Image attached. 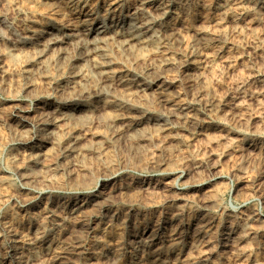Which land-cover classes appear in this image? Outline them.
<instances>
[{
  "label": "rangeland",
  "instance_id": "rangeland-1",
  "mask_svg": "<svg viewBox=\"0 0 264 264\" xmlns=\"http://www.w3.org/2000/svg\"><path fill=\"white\" fill-rule=\"evenodd\" d=\"M118 1L121 2V5H124V12L131 11L139 2V0ZM17 4L24 10L26 9L25 11L32 17H34V19L41 25L69 23L75 24L76 22L73 21L71 16L69 15L70 9L65 6H61L60 8L50 7L49 5L43 6V4H38L34 0H0L1 49L13 48L12 46H15V44L19 40L17 31L18 28L14 26L16 25V23H19L21 21V17L18 16L15 10H13L12 6H8ZM91 4H93L91 5L92 7H97L100 3L98 2V0H92ZM103 13V10L100 11V13L95 16V18L97 17V20L102 21V18L105 15V13ZM251 15H255L252 17V22L247 21V23H243L242 26L238 27L237 30H235L231 24L225 23L224 28L226 39L224 38L222 40L208 41L206 43V46H203L202 44H199V42H197V59L200 63L204 64V67L199 71V75L205 76V80L202 83L196 81V79L191 76L189 77L186 69L180 66H176L173 70L164 74L165 77L163 81L156 84L155 86L154 84H149V89L146 92H141V94H139L140 91H136L135 89L134 91L132 90L133 92L124 91V99L125 101L129 102V106L126 105V110L128 109L127 111H131L133 109L135 113L131 114L129 117L136 118V121L139 122H145L146 120L143 118L144 112H148L150 115H153L155 117L154 119H160L162 121V126H158L159 128L157 126H154L153 124H150L152 127L150 125L147 126L145 128V131L143 130V132L144 134L146 133V136L148 137L144 141H141L133 139V135L136 131L135 129H132L130 125L134 122L125 121L117 123L118 126L116 129H110L108 127L106 128V123L99 120L103 124L100 125V122L98 121L96 124L97 127L95 126L92 128L93 131L96 133H100L101 135H108V133L112 134L114 133V131L118 130L117 134L119 135L120 142H123L121 143L122 145H120L118 149L110 147L107 149L106 153L96 151L93 156H90L91 158H87L83 163V166H85L87 172L83 173L82 178H77V176L74 175L73 179V177L71 176L60 175L59 177L55 178V182L58 185L56 183H53L50 186H39L37 188H33L32 186H29L27 183H25L20 172L18 173L17 170L11 168V166H7L9 165V159L12 157V154H17L21 152V149L24 148L17 141H12L11 144L8 145L4 144L7 138H11L10 134H12L14 129L12 121H20V119L16 117L15 112L20 110L23 111L24 109H31L32 111H35L36 108L40 107V101L43 100L29 97L24 93H9L3 88L4 85L0 84V105H2L1 114H3L0 118V141H2L0 142V170L4 173L3 177H5L3 182L0 181V224L2 223V221H5L12 217L16 220L17 223H22L24 222V220L35 218L36 216L39 217L38 215H40L41 213L53 214L55 211L66 207L68 202H70L71 200L81 197V199H87L93 194L101 193V186L100 184L98 185L97 182L108 172V169L104 168L105 164H107V160L120 161L121 158H125L127 161V166L120 168V172H118L117 178L109 179L107 181V190L111 192L112 197L106 202L98 203L97 206L89 207L88 210L84 212L82 226L75 229L70 228L67 234L63 236L61 232H58L55 227L51 226V219L49 220L48 227L49 230H53L52 234L54 235V241L57 243L61 242V247L68 246V248L71 249V252H68L66 259L67 261H65V264H83L82 259H85L91 255L92 242L96 239L97 235L105 228V225L107 223L106 221L109 220L110 215H112L113 213V215L116 216V219L113 223L114 227L120 226L124 228V236L121 249H126L123 251L122 256L118 260L108 262L106 264L134 263V259L130 254L127 246L132 241L134 242V239L131 237V229H133L135 224L140 227L141 234L148 231H156L157 238L159 239L162 237V240H159H161V242L163 243L159 242L158 245L154 248V250H156L159 254H161L162 252L164 254H168L167 258L164 259L165 262L163 261L162 264H189V262H191L190 264H264V8L259 10H252ZM218 20L219 15L218 13H216L215 0H191L190 12L188 15H186V17L184 18V22L180 27H178V30L182 35L183 40L186 41V44H189L191 42H194V33H196V31H207L216 35V31L218 29L216 22ZM12 24H14V26H12ZM171 54L172 57H180L179 47H174ZM218 66L220 67L218 68ZM213 68L217 70L215 72H217L218 75L213 73ZM237 72H239V74ZM210 79H212V82ZM162 84L166 86L171 84L173 86V88L170 89L166 95L168 96L167 98L169 103L172 104V106L182 104L183 106L187 107L188 113L178 112L177 110H175L176 107L166 106V103L163 102L164 99L162 100V98H160L161 90H159V86H161ZM233 87L236 89H234ZM203 90H207L205 91V93H207L206 95L208 96L204 99L205 101H199L198 98L195 97V95L198 96V93ZM131 94H134L132 96L133 99L128 100L130 99ZM138 96L139 99L136 98ZM150 96L152 99L150 98ZM158 96L160 97L158 98ZM211 102L218 105L217 108L219 109L216 108L217 112L216 109H210L209 107H207V103L210 104ZM162 103L165 105L162 106ZM11 107L14 111L11 110ZM162 109H165L163 110L164 113ZM171 110H175L174 112L177 114L174 115L173 112L171 114ZM108 112L109 114L106 113V116L112 118L116 116V112ZM181 114L182 116L184 114L185 117H182ZM150 115H148V118ZM167 117L169 120L167 119ZM188 118L191 119V121ZM225 118H227V120ZM126 125L129 128H127ZM193 126L195 128H193ZM148 127L149 129H147ZM83 129L85 128L81 126L78 130L79 132L77 131V134L83 135L85 133ZM154 129L157 130L154 131ZM127 130L130 134L127 132ZM27 131H31V128H29V130ZM103 131H105V133H102ZM159 132L163 135H161ZM154 133L157 135L154 136ZM226 133L228 136L226 135ZM167 134L170 135L169 138H166ZM209 134L212 136H209ZM214 134H216V136L218 135L219 138L218 136H213ZM188 136L189 138H191L189 139ZM128 140L134 145V147H138L139 145L141 146L140 148H143L142 154L140 156L134 157V147H132L133 145L130 144ZM206 140H208V143ZM215 140L217 142H215ZM197 141H199L198 144ZM230 142H232V144L234 142V144L232 145ZM67 143V139H65V144ZM125 143H127L126 146ZM218 143L223 147L220 145L218 146ZM254 144H256V147L250 148V146ZM232 146L235 148H233ZM237 155L240 156V158L236 157ZM239 161L240 163H238ZM178 165L180 166V168ZM74 173L76 172L74 171ZM89 176L91 177V179ZM75 178L77 183L75 182ZM70 179L73 181L71 184ZM251 179H253V181ZM147 183H151L150 192H142L136 189L139 184L146 185ZM89 185L91 188L93 187L92 190L90 187H88ZM118 185L128 186L127 189L129 190L127 191L126 189L122 193L117 190L114 191V188ZM54 187L57 189H55ZM247 187L249 188L247 189ZM17 192L21 194L22 197L18 196L19 194H16ZM148 194L150 196H148ZM167 194H170L172 199ZM5 196L7 198V201H2ZM174 196L177 197L175 198ZM181 196L182 198H180ZM9 199H11L12 201ZM183 201H185L186 203ZM15 202L17 204H15ZM212 205H214L215 207ZM102 207L105 209V211H103V214H101ZM170 209L172 210L170 211ZM204 215L210 218L212 217L213 219H215L214 221L216 223L221 224L218 236H221L225 232H228L230 223L235 220V223L232 222L233 225L240 226V231L245 230L244 233H241L244 238L239 241V248L237 247L232 251L228 250L227 253H223L221 252V250L224 243H218L215 237L212 239L197 241L196 243H192V246L190 245L191 241H189V245H187V248L183 251H181V247H174L170 244V242H168L169 235L172 231L178 229L190 218H200ZM166 217H174L176 220L174 223L165 226L164 221ZM230 219L232 221H230ZM120 221H122V223ZM226 221H229L230 223ZM126 222L128 225L126 224ZM245 223L248 227H246ZM163 227L166 228V230H163ZM7 238V234L2 228H0V264H13L10 257L11 251L9 249V244L7 243ZM71 239H73V241ZM40 240H45V237L42 236ZM69 240H71L70 242H72V245L71 243H68ZM36 242V239L32 240V243L35 246L37 245L38 247V244H40L41 242ZM78 242L80 245L79 248L77 246ZM215 245L217 246L215 247ZM208 249L210 252L207 251ZM5 250L6 252H4ZM194 251L197 253H195ZM38 252V256L42 258L43 264H53V262L49 263V261H47L48 259H44L46 251H43V249H38ZM175 253H178L179 255ZM249 255L253 256L251 257ZM233 259L235 260L233 261ZM77 261L79 262L77 263ZM24 262V264H31L29 254H26Z\"/></svg>",
  "mask_w": 264,
  "mask_h": 264
},
{
  "label": "bare ground",
  "instance_id": "bare-ground-1",
  "mask_svg": "<svg viewBox=\"0 0 264 264\" xmlns=\"http://www.w3.org/2000/svg\"><path fill=\"white\" fill-rule=\"evenodd\" d=\"M34 1L38 4H43V6L49 5L50 7H57V8L58 7L60 8L61 6H65L68 9H70L69 15L71 16L72 20L76 22L75 24L69 23V24L41 25L38 23V21L34 19V17H32L29 13L25 11L26 9L24 10L23 8L18 6V4L8 5V6H12L13 10H15L18 16L21 17L20 19L21 21L19 23H16L15 26L14 24H12V26L18 28L17 31H18L19 40L17 41L15 46H12L11 44L13 48H5V49L0 48V84H3L4 85L3 88L9 93L12 94L24 93L29 97H34L37 98L38 100H43V101H40L41 103L40 107L36 108L35 111H32L31 109L25 110L24 109L25 106H24L23 111L20 110L15 112L16 117L19 118L20 121L18 122L16 120L12 121L13 122L12 125H14V129L12 134H10L11 138L9 139L6 137L7 140H5L4 144L8 145L11 144L12 141L14 142L17 141L24 148L21 149V152L17 154L13 153L10 159L8 156L9 165L7 166L9 167L11 166V168L17 170L18 173L20 172L25 183H27L29 186H32L33 188H37L39 186L41 187L50 186L51 184L56 183L55 178L59 177L60 175L71 176V177L76 175L77 178L79 177L82 178L83 173L87 172L85 166H83V163L87 158L93 156L96 153V151H101L106 153L108 148L113 147L115 149H118L119 146L122 145L121 143L123 142H120L119 135L117 134L118 130L114 131V133L112 134L108 133V135L107 134L101 135L100 133H96L93 131L92 128L95 126L97 127L96 124L99 120L101 122L106 123L107 125L106 128L108 127L110 129H116L118 126L117 123H121L125 121L134 122L132 124L130 123L131 124L130 127L132 129H135L136 131L135 134L133 135V139L144 141L148 136H146V133L144 134L143 130L145 131V128L150 124H153L154 126L157 127L160 125L162 126V121L158 118L154 119L155 117L153 115H150L148 112H144L143 118L146 120L145 122L144 121L139 122L136 121V118L129 117L131 114H135V113L133 109L131 111H127L128 109L126 110L127 108L126 105L129 106V102L125 101L124 99L123 96V94H125L124 91L129 92L132 90L134 91L135 89L136 91H140L139 94H141V92H146L149 89V84H154L155 86L156 84L160 83L161 81H163L165 77L164 74L173 70L176 66H180L186 69V71L189 74V77L191 76L195 78L196 81L202 83L205 80V76L199 75V71L201 70V68L204 67V64L200 63L197 59L198 58L197 42H199V44H202L203 46L204 45L206 46V43L208 41L224 39L226 36L225 28H224L225 23L231 24L234 27V29L237 30L238 27L242 26L243 23H247V21L252 22L253 20L252 17L255 16V15L253 16L251 15L252 10L254 9L259 10L264 8V0H215L216 13H218L219 15V20L216 22V25L218 26L217 27L218 29L216 31L217 34L214 35V33H209L207 31H196V33H194L195 34L194 42L186 44V41L183 40V37L178 30V27L182 25V23L184 22V18L190 12L191 0H139V2L134 7V9L128 12H124V5H121L120 4L121 2H119L118 0H98L100 4L97 7L91 6L93 5L91 4L92 0H34ZM102 10L104 11L105 15L103 16L102 21H99L97 20V17L95 18V16H97L98 13H100V11ZM174 47L177 48L179 47L180 57L178 58L172 57L171 53ZM219 67L220 66H218V68ZM215 71L217 70L213 68V73L218 75V73ZM237 73L239 74V72ZM210 80L212 82V79ZM159 87H158L159 90H161L160 92L161 97L158 96V98L160 97L162 98V100L164 99L163 102L166 103V106L176 107L175 110H177L178 112L188 113L187 107L183 106L182 104L181 105L177 104L175 106L174 105L172 106V104L169 103L167 98L168 96L166 95L169 92V90L173 88L171 84L168 86L162 84ZM205 91L203 90L199 92L198 96L195 95V97H197L199 101L200 100L205 101L204 99L207 98L208 96L206 95L207 93H205ZM133 95L134 94H131L130 99L128 100L133 99L132 97ZM136 98L139 99V96ZM164 105L165 104L162 103V106ZM207 105H208L207 107H209L210 109H216L218 106L216 103H212V102L210 104L207 103ZM1 110H2V105H0V118L3 115L1 114ZM11 110H13L12 107ZM163 110L165 109H162V111ZM175 110H171V114L172 112L174 113V115L177 114L174 112ZM108 111H111L113 113L116 112V116L113 118L106 116L107 115L106 113L109 114ZM126 114L128 115V117ZM148 115H150L149 118ZM182 117H185L184 114ZM225 119L227 120V118ZM189 120L191 121V119ZM101 122L100 125L103 124ZM81 126L85 128L83 129L85 132L83 135L77 134ZM29 128H31V131H27L29 130ZM193 128L195 127L193 126ZM147 129H149V127ZM156 130L154 129V131ZM102 133H105V131H103ZM210 134L209 136H212ZM155 135L157 134L154 133V136ZM213 136L217 137L218 135L216 136V134H214ZM169 137L170 135L167 134L166 138ZM65 139H67L68 142L67 144H65ZM206 141L208 143V140ZM198 142L199 141H197V144ZM215 142L217 141L215 140ZM230 143L232 144V142ZM126 144L127 143H125V146ZM219 145L220 144L218 143V146ZM132 147H134V145ZM140 147L141 146L138 145V147L133 148L134 157L140 156L142 154L143 148ZM252 147L253 148L256 147V144L250 146V148ZM236 157L240 158V156L238 155ZM106 163L107 164H105L104 168L108 169L107 170L108 172L103 178H100L97 182V184L98 185L100 184L101 186L102 189L101 193L93 194L91 197L87 199H81L82 198L81 197L71 200L70 202H68L66 207L58 211H55L53 214L52 213L42 214L39 211L41 213L40 215H38L39 217L36 216L35 218L24 220V222L22 223H17L13 217L5 221H2V223L0 224V228H2L4 232L7 234L8 237L7 243L9 244V249L11 251L10 257L13 264H24L26 254L30 255L31 264H43L42 258L38 256L39 253L38 249L39 250L43 249V251H46L44 259H48L47 261H49V263L53 262V264H65V261H67L66 259L68 252L69 251L71 252V249H69L68 246L61 247L62 244L61 242L57 243L54 241L53 239L54 235L52 234L53 230L52 229L49 230L48 227L49 220L51 219V226L55 227L58 230V232H61L63 236H65L70 228L75 229L83 225L84 212L88 210L89 207L91 206L94 207L97 206V204L100 202L108 201L112 197V195L111 192L107 190V181L109 179L117 178L118 172H120V168L127 166V161L125 158H121L120 161L107 160ZM238 163H240V161ZM74 171L76 173H74ZM3 175L4 173L0 170L1 182H3L5 179ZM89 177H85V178H89ZM251 180L253 181V179ZM72 182L73 181L71 180L70 184ZM75 182L77 183L76 178H75ZM88 187H90V185ZM127 188L128 186L118 185L117 187L114 188V191L117 190L122 193ZM248 188L249 187H247V189ZM136 189L142 192L143 191L150 192L151 183H147L146 185L139 184ZM128 190L129 189H127V191ZM16 194L19 193L17 192ZM18 196H21V194H19ZM148 196L150 195L148 194ZM168 196H170V194ZM180 198H182V196ZM5 200L7 201L6 196L3 198L2 201ZM15 204L17 203L15 202ZM103 207L101 208L102 209L101 214H103L104 213L103 211H105ZM171 210L172 209H170V211ZM113 214L110 215L108 221L105 220L107 222L105 228L101 232L99 231L100 232L99 234L97 233L98 235L91 245V255L85 259H82L83 264H106L108 262L116 261L122 256L123 251L126 249V248L121 249L122 240L124 236V228L120 226L114 227L113 223L116 219V216ZM175 220L176 219L174 217H168V218L166 217L164 221V225L168 226L174 223ZM214 220L215 219H213L212 217L210 218L205 215L200 218H190L186 223H184L178 229H175L174 231L171 232L168 238V242H170V244L173 245L174 247H181V251H183L184 249L187 248L186 246L189 245V241H191L190 242L191 245L192 243H196L197 241L212 239L215 237L218 243L219 242L224 243L221 252L227 253L228 250L232 251L235 248H237L240 243L239 241L244 238V236H242L241 233H244L245 230L240 231L241 229L239 228L240 226H234L232 222L235 223V220L232 221L230 219V221H232L231 223L229 221H226L230 223V227L228 226L229 231L225 232L221 236H218V232H219V228H221V224L216 223ZM120 222L122 223V221ZM246 227L248 226L246 225ZM131 230H132L131 237L134 239V242L132 241L127 247L134 259L133 264H162L163 261L165 262L164 259L167 258L168 254L167 253L164 254L163 252L159 254L156 250H154V248L162 240L161 239L162 237L159 238L161 240L157 238L156 231H148L141 234L140 227L137 226V224H135L133 229ZM163 230H166V228H164ZM42 236L45 237V240L41 241L40 239L42 238ZM33 239H36L37 242L38 241L41 242L40 244H38V247L37 245L35 246L32 243ZM71 240L73 241V239ZM71 240H69L68 243H71L72 245V242H70ZM77 246L79 248L80 246L79 242ZM216 246L217 245H215V247ZM207 251H209V249ZM4 252H6V250ZM234 260L235 259H233V261ZM78 262L79 261H77V263ZM190 263L191 262H189V264Z\"/></svg>",
  "mask_w": 264,
  "mask_h": 264
}]
</instances>
